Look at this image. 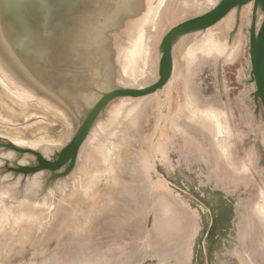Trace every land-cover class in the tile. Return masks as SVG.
Returning <instances> with one entry per match:
<instances>
[{"label": "rangeland", "instance_id": "1", "mask_svg": "<svg viewBox=\"0 0 264 264\" xmlns=\"http://www.w3.org/2000/svg\"><path fill=\"white\" fill-rule=\"evenodd\" d=\"M205 11L197 0L167 1L144 43L140 86L158 80L164 35ZM251 16L249 6L223 54L202 44L212 35L226 47L235 13L183 39L164 91L126 102L62 189L41 196L0 184V264H264V113L253 114ZM5 101L1 135L67 140L58 114Z\"/></svg>", "mask_w": 264, "mask_h": 264}, {"label": "water", "instance_id": "2", "mask_svg": "<svg viewBox=\"0 0 264 264\" xmlns=\"http://www.w3.org/2000/svg\"><path fill=\"white\" fill-rule=\"evenodd\" d=\"M197 1L206 11L164 35L158 49V80L140 86L144 43L157 26L153 10L161 0H0L4 97L36 103L70 127L59 147L16 143L0 134V184L34 188L41 196L62 189L76 174L84 149L119 117L126 102L164 91L174 73L175 49L183 39L205 35L235 13L225 47L229 48L249 6L250 82L256 88L251 96L253 114L259 118L264 113V0Z\"/></svg>", "mask_w": 264, "mask_h": 264}, {"label": "bare ground", "instance_id": "3", "mask_svg": "<svg viewBox=\"0 0 264 264\" xmlns=\"http://www.w3.org/2000/svg\"><path fill=\"white\" fill-rule=\"evenodd\" d=\"M164 4H165V0H161L158 8L153 10L154 11V13H153L154 14V21H156L157 24L160 22V18H161V14H160L161 11L160 10H162V8L164 7ZM224 48L225 47L224 46L222 47L221 44L215 38H212V35L206 36L205 37V41L202 44V51L205 52V53H210V52L216 51V52H219V53L223 54V52L225 51ZM189 54H191V56H192L193 52H190ZM174 70H175V66H174ZM0 96L2 97V93L1 92H0ZM2 100L6 104V101L3 98H2ZM131 108H133V107H131ZM131 108H129V110L127 111V113H126L127 116L132 113V109ZM207 116L213 117V120L215 121V123L219 127L218 130L221 133L223 128H222V125H221L222 123L218 120V116L216 114H214V113H207ZM220 127H221V129H220ZM116 132H117V130H116ZM16 143H19V142L16 141ZM262 210H263V208H262Z\"/></svg>", "mask_w": 264, "mask_h": 264}, {"label": "crops", "instance_id": "4", "mask_svg": "<svg viewBox=\"0 0 264 264\" xmlns=\"http://www.w3.org/2000/svg\"><path fill=\"white\" fill-rule=\"evenodd\" d=\"M0 92L2 93V98L5 100V97H4V95H3V92H2V90L0 89Z\"/></svg>", "mask_w": 264, "mask_h": 264}, {"label": "flooded vegetation", "instance_id": "5", "mask_svg": "<svg viewBox=\"0 0 264 264\" xmlns=\"http://www.w3.org/2000/svg\"><path fill=\"white\" fill-rule=\"evenodd\" d=\"M209 117H211V116H209ZM211 119L213 120V117H211Z\"/></svg>", "mask_w": 264, "mask_h": 264}]
</instances>
